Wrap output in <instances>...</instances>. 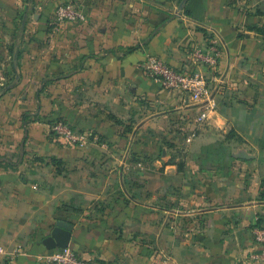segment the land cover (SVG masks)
Returning <instances> with one entry per match:
<instances>
[{"label":"crops","instance_id":"obj_1","mask_svg":"<svg viewBox=\"0 0 264 264\" xmlns=\"http://www.w3.org/2000/svg\"><path fill=\"white\" fill-rule=\"evenodd\" d=\"M65 1L0 0V264H40L59 221L107 264H264V0H73L88 20L56 28ZM212 37L210 102L146 75Z\"/></svg>","mask_w":264,"mask_h":264},{"label":"built area","instance_id":"obj_2","mask_svg":"<svg viewBox=\"0 0 264 264\" xmlns=\"http://www.w3.org/2000/svg\"><path fill=\"white\" fill-rule=\"evenodd\" d=\"M88 20L87 13L78 1H65L60 3L54 12L52 24L60 27L65 23H84ZM189 58L188 66L175 67L156 56H149L142 66L146 75L159 82L164 88L178 91L188 99H203L210 102L213 90L210 86L208 73L214 72L218 66L217 40L208 39L207 45L191 44L186 49ZM202 111L196 118V122L203 124L208 120V110ZM52 131L64 143L79 147L87 146L92 140L99 141L98 134L81 130L65 120H57L53 124ZM192 136L194 134L192 133ZM190 140V139H189ZM256 240L259 246L257 256L264 258V219L255 227ZM0 253H6L0 246ZM24 252L16 248L7 254L16 257ZM40 264H99L97 259L86 256L80 251L70 247L50 250L39 256Z\"/></svg>","mask_w":264,"mask_h":264},{"label":"water","instance_id":"obj_3","mask_svg":"<svg viewBox=\"0 0 264 264\" xmlns=\"http://www.w3.org/2000/svg\"><path fill=\"white\" fill-rule=\"evenodd\" d=\"M73 226L66 221H59L51 234L43 240L47 250L67 248L72 244Z\"/></svg>","mask_w":264,"mask_h":264},{"label":"rangeland","instance_id":"obj_4","mask_svg":"<svg viewBox=\"0 0 264 264\" xmlns=\"http://www.w3.org/2000/svg\"><path fill=\"white\" fill-rule=\"evenodd\" d=\"M182 142H181V144H180V146L181 147H179V148H176V147H174V146H170V147H168L169 149H170V154H176V155H186V154H188V152H189V146L187 145V143H186V141H184V140H181ZM48 252H50V250H48V251H46L45 253H48Z\"/></svg>","mask_w":264,"mask_h":264},{"label":"trees","instance_id":"obj_5","mask_svg":"<svg viewBox=\"0 0 264 264\" xmlns=\"http://www.w3.org/2000/svg\"><path fill=\"white\" fill-rule=\"evenodd\" d=\"M184 1H185V0H178V2H179V6H180V7H183V5H184ZM263 219H264V218H263ZM97 261H98L99 264H107V263H105L104 261H101V260H99V259H97Z\"/></svg>","mask_w":264,"mask_h":264}]
</instances>
